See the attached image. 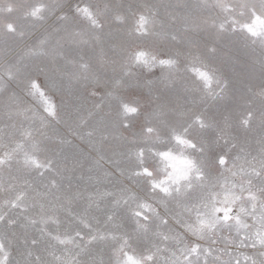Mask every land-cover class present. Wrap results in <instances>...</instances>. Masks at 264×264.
Listing matches in <instances>:
<instances>
[{
  "label": "snow or ice",
  "instance_id": "1",
  "mask_svg": "<svg viewBox=\"0 0 264 264\" xmlns=\"http://www.w3.org/2000/svg\"><path fill=\"white\" fill-rule=\"evenodd\" d=\"M0 149V264H264V0H0Z\"/></svg>",
  "mask_w": 264,
  "mask_h": 264
},
{
  "label": "rangeland",
  "instance_id": "2",
  "mask_svg": "<svg viewBox=\"0 0 264 264\" xmlns=\"http://www.w3.org/2000/svg\"><path fill=\"white\" fill-rule=\"evenodd\" d=\"M83 2L84 3H97V2H99V0H83ZM115 2H121V0H115ZM37 34H39V33H37ZM23 47V45H20L19 47H17L16 48V51H20V49ZM159 74H160V69L159 68H157V69H155L154 70V72L153 73H145V77H152L153 79H155L157 76H159ZM250 83H251V85H252V87H254V88H258V86H259V84H260V79H259V77H258V75L256 76V77H254L251 81H250ZM0 150H2V149H0ZM4 179H6V177L4 178ZM124 183H127V181H123ZM2 199H3V194L2 193H0V201H2ZM161 211H163V209L161 208ZM169 227H171V228H174L176 231H181L180 229H179V227L177 226V225H175V224H171L170 223V225H169ZM154 242L155 243H159V241H155L154 240ZM137 251V254H139V251H140V249H137L136 250Z\"/></svg>",
  "mask_w": 264,
  "mask_h": 264
}]
</instances>
